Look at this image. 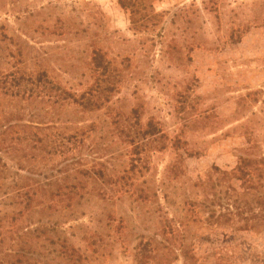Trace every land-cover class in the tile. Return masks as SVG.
Wrapping results in <instances>:
<instances>
[{
  "label": "rangeland",
  "instance_id": "rangeland-1",
  "mask_svg": "<svg viewBox=\"0 0 264 264\" xmlns=\"http://www.w3.org/2000/svg\"><path fill=\"white\" fill-rule=\"evenodd\" d=\"M151 2L0 0V264H264V0Z\"/></svg>",
  "mask_w": 264,
  "mask_h": 264
},
{
  "label": "trees",
  "instance_id": "trees-1",
  "mask_svg": "<svg viewBox=\"0 0 264 264\" xmlns=\"http://www.w3.org/2000/svg\"><path fill=\"white\" fill-rule=\"evenodd\" d=\"M118 4L129 11L130 14V24L134 30L137 31H149L152 28H155L157 25H159L162 13L155 12L151 0H117ZM101 55L97 53V56H94L93 62H95L97 67H102L104 73L109 72V66L106 64H103L101 61ZM67 92L58 94L56 97V100H65ZM90 97H86L85 95L82 96V99L78 102L81 103L82 108H87L86 103L90 102ZM83 104V105H82ZM94 104V103H93ZM85 105V106H84ZM148 132H153L154 130H157L156 126L153 125V123H148ZM246 160H241V164H246ZM237 171L239 172L238 176L246 175L247 171H244L241 166L237 167ZM98 174L102 175V172H99ZM218 193H220L218 191ZM220 196L216 195L215 198ZM220 201V200H219ZM214 203L211 204L213 207Z\"/></svg>",
  "mask_w": 264,
  "mask_h": 264
},
{
  "label": "crops",
  "instance_id": "crops-1",
  "mask_svg": "<svg viewBox=\"0 0 264 264\" xmlns=\"http://www.w3.org/2000/svg\"><path fill=\"white\" fill-rule=\"evenodd\" d=\"M244 83L248 84V85H255V84H257V81H254V75H248V77H247V79H245Z\"/></svg>",
  "mask_w": 264,
  "mask_h": 264
}]
</instances>
